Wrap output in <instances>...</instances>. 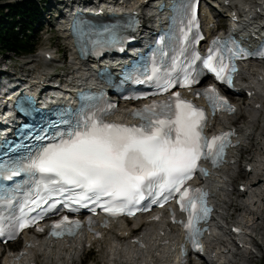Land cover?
<instances>
[{"label":"snow or ice","instance_id":"1","mask_svg":"<svg viewBox=\"0 0 264 264\" xmlns=\"http://www.w3.org/2000/svg\"><path fill=\"white\" fill-rule=\"evenodd\" d=\"M189 23L195 24L194 15ZM219 44V41L214 42V45ZM259 54L264 55V52ZM237 55L231 52V58ZM225 58L226 53L214 47L203 60V67L214 73L217 80L231 85L230 73L236 69L234 65L226 63ZM195 59H199V56ZM197 82L194 76L186 74L180 86L190 87ZM174 86L172 81L161 84L163 91ZM204 95L212 102L214 110L223 107L227 111H234L226 100L218 96L215 89H208ZM175 97V100L152 104L133 113L134 118L142 121L138 126L110 124L96 114H86L67 130L54 134L56 142L35 148L21 145L24 149L22 152L20 149L9 148L10 153L20 154L0 159V206L10 200L3 191L2 182L21 174L32 179L37 176L48 178L43 185L46 192L52 191L49 185L79 189L80 194L72 200L73 203L88 207L87 202L91 201L112 216L125 211L133 215L131 208L144 200L146 195L154 197L153 203L163 197L160 207L175 196L178 197L181 211L188 214L184 227L193 246L198 248L196 237L200 229L197 225L207 219L210 209L205 204V193L185 185L195 172L204 171L199 168V161L211 160L216 164L227 146L229 134L214 136L209 141L204 135L206 117L203 110L180 99L178 93ZM104 197H108V200L101 202ZM41 202L47 203V200L40 197L25 207L35 211ZM53 208L54 205H50L45 211ZM40 218L42 215L32 218L21 216L16 228L22 230ZM79 226V222H69L65 217L59 224L53 225L52 235L61 234L57 229L72 234L73 228ZM3 234V225L0 223V236ZM9 238H14V235Z\"/></svg>","mask_w":264,"mask_h":264},{"label":"bare ground","instance_id":"2","mask_svg":"<svg viewBox=\"0 0 264 264\" xmlns=\"http://www.w3.org/2000/svg\"><path fill=\"white\" fill-rule=\"evenodd\" d=\"M153 1L156 0L125 2L136 12L148 13ZM230 5L237 18L234 27L238 23L246 24L249 25L248 30L256 31L263 25L258 8L264 6V0H230ZM52 9L56 8L49 3L48 10ZM86 11L87 8H84V12ZM152 14L150 12L149 16ZM159 22L163 23L164 20ZM148 24L150 21H145L143 31L148 30ZM61 30H58V38L65 41L63 38L68 39L67 32L65 28ZM67 42L66 48L70 45ZM50 56L49 51L43 55L46 65H53L56 60H52ZM68 57L73 71L62 75L53 74L56 80L63 78L64 81H72L85 75L74 55L69 54ZM29 69L21 72L32 75L33 83L47 82L45 78L48 73L30 72ZM240 90L249 92L250 96L242 103H238V98H235L236 111L229 116L214 117L209 124V128L232 126L238 135L239 145L228 152L231 163L221 166L203 182L216 206L215 218L211 221L210 234L206 238L204 256L189 258L183 264H199L200 260L204 264H244L252 259V248L256 250L264 246L263 242L258 243L252 237L254 233H261L260 226L264 223V61L242 65ZM242 117H245L243 122H237ZM241 163L250 166L248 172L237 169ZM236 174L240 175L243 191L233 201L231 194L235 191L232 181ZM228 221L239 228V234L231 235L227 231ZM134 229H137L135 235ZM100 233L101 236L95 240L86 231H81L72 238L56 241L33 233L24 235L23 248L2 256L0 264H77L81 256L87 254V244L100 251L98 258L102 264H180L176 247L181 243V235L161 218L152 222L149 217L144 216L130 224L118 222L106 230L101 229Z\"/></svg>","mask_w":264,"mask_h":264},{"label":"rangeland","instance_id":"3","mask_svg":"<svg viewBox=\"0 0 264 264\" xmlns=\"http://www.w3.org/2000/svg\"><path fill=\"white\" fill-rule=\"evenodd\" d=\"M15 0H0V5L5 4L6 2H13ZM20 1V0H18ZM17 0L15 2H18ZM36 2H39L40 0H34ZM47 1V2H46ZM51 0H41V3L43 5L42 8H48L49 2ZM45 4V5H44ZM48 4V5H47ZM48 9L44 11L42 10V16L40 18L39 24L34 29L33 33L30 35V44L32 45L33 51L29 54L25 55H13L11 53H0V69L3 67H8V72H14V71H20L21 70H27L29 69L30 72H43V73H52L57 75H62L64 71L68 72L70 71V67L68 66L69 58L67 57L66 51V41H62L58 38V33L54 31V28L52 26L54 20L53 17L49 16ZM54 13V12H52ZM51 14V13H50ZM54 15V14H52ZM218 20H220L218 18ZM64 42V43H63ZM52 49H56L58 52V56L55 58V62H53V66H57L55 70H50L51 64L46 65L44 63V57L43 55ZM239 102L243 101V98L238 99ZM245 117H242L237 122L244 120ZM236 180L238 182H241L240 177L236 176ZM233 198V197H232ZM237 198H233V201H236ZM261 230L259 234L254 233L252 234L254 240L258 243L264 244V223L260 226ZM136 233H134L135 235ZM256 235V236H255ZM261 244V245H263ZM22 243H18L14 247H10L11 250H18L21 247ZM87 254L81 256V260L76 262L77 264H102L101 260H99L98 255L100 253L99 250H96L93 246L91 249L87 250ZM253 252L252 259H249L248 262L244 264H264V246H262L261 249H251ZM1 257V256H0ZM255 257V258H254ZM203 264V263H202Z\"/></svg>","mask_w":264,"mask_h":264},{"label":"trees","instance_id":"4","mask_svg":"<svg viewBox=\"0 0 264 264\" xmlns=\"http://www.w3.org/2000/svg\"><path fill=\"white\" fill-rule=\"evenodd\" d=\"M40 8L33 0L0 5V53L25 55L33 51L30 35L39 24Z\"/></svg>","mask_w":264,"mask_h":264}]
</instances>
